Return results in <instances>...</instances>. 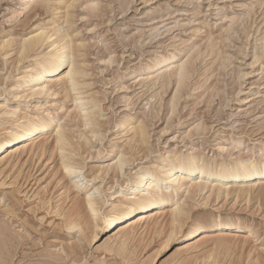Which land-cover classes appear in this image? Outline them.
Masks as SVG:
<instances>
[{
	"label": "rangeland",
	"instance_id": "rangeland-1",
	"mask_svg": "<svg viewBox=\"0 0 264 264\" xmlns=\"http://www.w3.org/2000/svg\"><path fill=\"white\" fill-rule=\"evenodd\" d=\"M54 1L41 0L27 10L23 0H0V106L5 97L8 104H17L14 93H1L11 88L12 75L32 63L31 58L41 50L20 61L21 41L38 26L52 27V19L61 15V32L71 34L76 44L82 43L74 50L87 72L81 91L99 104L102 135L96 139L81 126L75 128V136L84 132L81 140L89 146L82 157L87 158L83 172L92 178L89 186H101L103 194L97 193V197L109 200L100 215L117 201L110 196H117L122 188L109 178L112 170L105 179L93 180V176L96 169L112 165L124 149L128 137L120 138L118 132L130 117L146 124L149 142L119 173L122 182L176 152L186 158L201 155L218 164L231 161L230 168L245 155L259 158L257 147L264 146V57L254 67L249 63L264 34V0H89L87 6L86 0H79L71 11L72 26L66 24L64 7L53 8ZM10 37L13 41L2 49L3 41ZM170 52L177 54L172 63L142 74L155 55ZM183 63L189 73L179 82L178 68ZM60 86H54L60 92L56 99L64 111H72V102ZM55 101L47 95L29 102L28 110L23 111L34 115L35 108ZM5 117L0 113V137L21 119ZM50 137L46 142L44 135L34 144L25 142L26 147L21 144V150L13 153L16 156L0 162V221L17 241L18 233L25 236L19 246L15 244L9 264H57L50 251L64 256L65 264H264V196L256 194L251 199L211 197L207 205L200 204L204 200L199 196L186 199L193 208L182 231L168 242L165 239L171 229L166 205L157 214H141L107 231L99 230L102 222L98 217L89 233L100 232L90 242L81 240L78 229L64 231L61 217L54 211L63 201L65 208L73 206L74 193H66L69 176L63 175L61 154L53 149ZM240 141L250 148H241ZM99 150L103 155L97 157ZM3 151L0 149V158ZM177 200L184 198L179 195L168 204ZM8 207L15 208L17 217L7 212ZM220 218L248 227L239 234L208 229L188 237L197 219ZM118 231L121 233L115 236ZM124 238L129 246L119 255L118 242ZM76 242L82 248L70 253L69 246ZM104 243L114 251H106Z\"/></svg>",
	"mask_w": 264,
	"mask_h": 264
},
{
	"label": "bare ground",
	"instance_id": "bare-ground-1",
	"mask_svg": "<svg viewBox=\"0 0 264 264\" xmlns=\"http://www.w3.org/2000/svg\"><path fill=\"white\" fill-rule=\"evenodd\" d=\"M23 1L25 3V9L32 10L41 0ZM78 1H60V5H56L58 3L56 0L53 3L55 10L62 9V7L65 8V10H62L65 11V21L68 26H72L73 24L71 11L76 7ZM84 4L87 6L89 0H86ZM59 18H61V15L56 14V17L50 22L53 24L52 27L38 26L33 33H30L21 41L19 46L20 61L27 58L30 52L38 49L41 50L35 58H31L33 59L31 60L33 61L32 63L26 66L22 65V70L18 68L19 71L15 75H12L10 80L11 88L1 93H14V97L17 98V104H8L6 101L8 99L5 97V101L0 106V113L6 116L5 118H14L16 116L21 119L12 125L3 137H0V149L4 150L1 153L0 162L8 161L15 151L17 153V150H21L19 146L25 142L31 141V144H34L35 139L43 135L46 138V142L49 140L48 137L53 136L52 141L55 145L53 149L59 151L61 154L63 166L61 168L65 169V172L63 171L64 173H62L64 176H69L68 187L65 186L67 188L66 193L70 191L74 193L73 206L67 209L63 206L65 203L63 201L64 203L62 202L61 205L58 204L54 211L55 214L61 217V227L64 231L71 232L74 229H78L81 234V240L90 242L100 231H107L114 226L125 223L144 213L156 212L155 214H157L163 208L162 205H166L168 206L170 216L168 221L169 230L171 229L170 234H167V239H165L168 242L172 237L182 231L186 222L185 220L193 208L188 205L186 199L199 196L204 200L200 204L207 205L211 197H215L216 199H228L230 197L251 199L255 194L258 197L264 196L263 144L257 147V151L260 153L259 158H256L254 155H245L236 161L232 168H230L231 164H229L231 161H222L218 164L212 159L201 157V155L186 158L183 154L176 152L167 157H163L161 164L151 162L146 165L134 178L125 182L120 181L119 173L123 172L124 166L132 162L136 153L141 149V146L147 145L149 142V130L146 124L142 120H134L133 117H130L125 124L121 125V129L118 132L120 138L128 137L127 142L124 144V149L119 151L116 157L117 159L112 165H108L102 170H100L101 168L96 169L95 175L93 176V180L97 178L105 179L110 170H112L113 174L109 178H112L122 188L120 191H117V196H110V200L117 198V201L112 202L109 205L110 208L100 215L103 206L106 207L109 200L97 197V193L103 194L101 186H94V184L89 186L88 183L92 178L89 179L86 173L83 172L87 158L85 157V160L82 158L86 153L88 144L84 140H81L84 132H79V138L77 135L75 136V128L79 127L80 129L81 126H84L88 128V132L92 133L93 137L95 136L96 139H99L98 136L102 135L103 132L100 129V121L97 116L99 114V110H97L99 109V104L94 97L86 94L85 91H81L83 88L82 85H85L83 78L87 72L84 64L77 59L78 55L74 53V50H77L76 47L82 43L76 44L75 41L77 39L75 40L71 34L61 32L60 24H58ZM12 41V37L4 40L1 48L6 49ZM257 42L259 47L252 54V61L249 63L251 67L257 65L264 57V34ZM176 57L177 54L175 52L164 55L158 53L149 63L144 65L142 74L152 72L162 64L172 63ZM188 73L186 64H181L177 74L179 82L186 78ZM243 76L241 75L240 78H243ZM59 84H61V91L65 92L68 99L72 102V111H64V105L56 99L60 92L54 86H59ZM71 94L73 95L71 96ZM47 95H51V98L53 97V100L57 101L50 105L49 103H44L38 108H35L38 111L34 115H29L27 111H23L28 110L26 107L29 102ZM60 113H64L65 116H61ZM74 138L78 139L75 140ZM41 141L39 144L43 145ZM241 141L239 145L241 148H245V150L250 148ZM38 146L36 149H39ZM24 147H26L25 144ZM41 148L43 149V147ZM19 152L22 153L21 151ZM15 154L13 156H16ZM42 155L39 154V156ZM96 155L97 157L102 156L103 151H97ZM124 191H127V193L123 194ZM84 192L86 193L85 196ZM179 195H181V198H184L183 201L177 200L175 203L168 204L172 198ZM64 200L66 199L64 198ZM7 212L12 217H17L14 207H8ZM98 217L102 222L101 226L99 225L100 231H94L90 235V230H94H92L93 227L91 228V226L97 224ZM156 221L158 224L159 221ZM26 225L31 226L28 223ZM246 227L248 226L245 224L233 225L230 218L214 220L197 219L188 231V237L199 236L203 231L208 229L217 231L218 233L220 232V234L230 229L232 230L231 234H239ZM11 232V229L0 221L1 264H9V262H12L14 249L25 239L24 235L18 233L17 241L15 234ZM119 233L121 232L118 231L115 236H118L117 234ZM127 239L124 238L118 242L120 243V249L117 254H123L125 249L127 251L126 244L129 241ZM16 243L17 245L15 247ZM103 246H105V243ZM81 248L82 246L76 242L75 245L69 246V251L70 253H75L76 250ZM104 248L110 253L114 251L109 245H106ZM49 255L57 259V264H65L66 258L64 256H56L51 251ZM45 264L54 263L46 261Z\"/></svg>",
	"mask_w": 264,
	"mask_h": 264
}]
</instances>
